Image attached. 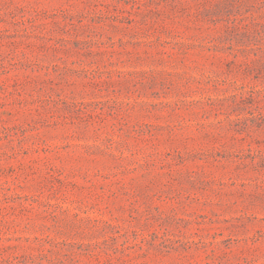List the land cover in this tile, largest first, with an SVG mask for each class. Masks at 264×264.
Instances as JSON below:
<instances>
[{"label": "rangeland", "instance_id": "374dc122", "mask_svg": "<svg viewBox=\"0 0 264 264\" xmlns=\"http://www.w3.org/2000/svg\"><path fill=\"white\" fill-rule=\"evenodd\" d=\"M0 264H264V0H0Z\"/></svg>", "mask_w": 264, "mask_h": 264}]
</instances>
